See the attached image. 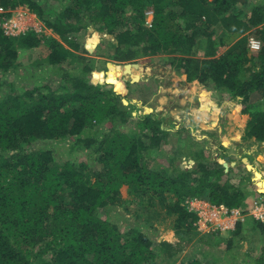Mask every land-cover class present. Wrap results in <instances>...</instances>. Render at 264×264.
I'll return each mask as SVG.
<instances>
[{
    "label": "trees",
    "instance_id": "trees-1",
    "mask_svg": "<svg viewBox=\"0 0 264 264\" xmlns=\"http://www.w3.org/2000/svg\"><path fill=\"white\" fill-rule=\"evenodd\" d=\"M19 5L62 40L34 29L8 35L0 25V76L17 70L25 49L29 63L51 66L61 81L18 89L0 77V264H264V221L250 216L227 233H202L198 215L185 204L198 196L246 210L255 196L249 198L244 186L252 181L251 170H226L218 159L202 158L203 150L182 144L172 150L184 138L172 115L141 111L118 89L124 85L116 74L108 77L116 62L174 54L179 73L205 84L197 99L201 109L212 110L227 97L224 108L232 106L239 97L236 107L244 115L230 116L241 126L247 115L243 137L264 142V0H0V10ZM4 14L11 11L0 12V19ZM83 30L89 40L78 38ZM250 36L260 40L258 49ZM105 37L110 60L94 65L87 54ZM221 45L228 47L219 54ZM40 46L47 51L34 57ZM214 92L219 96L213 102ZM215 111L225 135L224 109ZM65 138L75 154L64 160L41 145ZM185 156H193L196 165L178 164ZM124 185L142 209L125 226L112 214L124 203ZM145 191L147 205L138 197ZM155 200L176 215L174 231L161 239L138 222L154 223L144 213ZM243 240L249 241L246 250L240 248ZM202 242L222 248L223 256L209 258L202 247L206 257H200L196 248Z\"/></svg>",
    "mask_w": 264,
    "mask_h": 264
},
{
    "label": "rangeland",
    "instance_id": "rangeland-1",
    "mask_svg": "<svg viewBox=\"0 0 264 264\" xmlns=\"http://www.w3.org/2000/svg\"><path fill=\"white\" fill-rule=\"evenodd\" d=\"M23 9L26 10V18L27 20L34 21L38 24V27L43 28L42 31L44 34L52 35L57 37L59 40H62L60 35L54 32L51 28L44 25V22L37 16V14L30 10V8L26 5H19L16 8L11 10H0V12L12 11ZM29 9V10H28ZM6 14L1 16V19ZM36 30V29H35ZM38 31V30H37ZM87 30H83L78 34V38L80 40H89L87 35ZM235 38H231V42ZM109 38H101L99 42H97L98 48L95 49L92 53H88L87 55L91 57V62L94 65L103 66L106 64L107 60H110L107 55L110 51L111 47L109 46ZM101 44V46L99 45ZM228 45H221L219 47L218 53H222L226 50ZM21 51V64L18 66L17 70L9 71L5 75H1V79L13 81L18 89L22 87H30L35 82L42 80V82H49L51 80L57 81L58 83L61 81L59 76L52 75V68L47 64H36L33 65L32 60L28 61L29 54L25 49H20ZM46 47L40 46L35 49L34 57L36 54H44L46 52ZM174 55V54H172ZM170 53H158L152 54L144 57H140L135 61H125V62H116L117 66L110 70L109 79L113 78L116 74L117 78L124 85L121 88H118L120 91L124 92V94H128V96L137 101L141 106V111L144 108H148L149 110L155 109L157 110V105H164L163 112L168 110L172 118L177 122L178 127H182L184 138L179 137V140L174 141V148L172 150H177L178 144H182L185 150H189L192 152H196L197 150H203L200 156L202 158H206L207 156L211 158H216L219 161L223 162L221 159H224V155L227 150H264V142L255 141L254 138H245L243 137L244 127L246 125V121L242 122L241 126L237 125V122L234 120V116H230L233 114V110L236 107V103L240 100V98H236L237 100L233 103L232 106H225V102L230 99L227 97L223 99L221 102L217 100L219 94L214 92L211 94V98L216 99L214 102V106L212 110H203L198 106V94L205 88V84L200 82L199 80H195V88L191 90L188 87L191 82L194 80H188L187 75L185 73H179L174 65L173 59ZM128 62V63H127ZM138 63L135 69L128 70L130 64ZM67 63L65 62L64 65ZM76 65L77 63L74 62ZM73 65V64H72ZM120 68V69H119ZM117 69L115 72L114 70ZM119 69V70H118ZM114 73V75L112 74ZM134 75H138V78H134ZM186 76V77H185ZM148 77H151L147 79ZM145 79V80H144ZM176 85V86H175ZM163 86V87H162ZM21 87V88H20ZM117 88V85H116ZM137 95V96H136ZM165 95V96H163ZM163 96V99H161ZM259 97L258 94H254L252 99L257 100ZM143 99V100H142ZM125 103H129V99L126 98ZM264 105V103L262 104ZM216 109H224V123H223V132L225 135L219 132L218 127L221 121V116H218L220 113L215 111ZM204 112L209 113L210 115H203ZM215 114L214 116H211ZM216 116V117H215ZM242 115L237 117L239 119ZM246 118V115L244 116ZM247 120V118H246ZM196 124V128L193 130L191 126ZM238 132V133H237ZM242 135H241V134ZM238 134V135H237ZM70 138L68 139H53L48 142H43L41 145L46 147H51L54 149L56 159L64 160L68 157H71L75 154V152L70 155L68 151L67 145L69 144ZM170 154L171 150L168 151ZM221 155V156H220ZM159 155V161H165ZM229 161V160H228ZM177 163L182 167H190L195 163V158L192 156H185L182 159L177 160ZM97 165V162L92 161V166ZM229 165L230 164L229 161ZM252 167L251 164H249ZM251 170V169H250ZM259 172L260 176L256 175ZM251 182L244 185L245 189L249 192V198L256 195L255 193L258 190L262 189L264 191V173L257 169L253 168L251 170ZM262 182V183H261ZM124 203L118 204V206L113 211V217L121 223V225L125 226V224L131 222L135 219L134 210L142 211L141 207L136 205L133 202L134 193L130 192L127 185L122 186L121 188ZM139 194V202L140 204L147 205L150 201L149 192H140ZM252 203V199L248 201L247 205ZM149 212L144 213V215H150L151 220L154 222L153 224L141 222L143 225V229L146 231H150L154 238L161 239L168 234H171L174 231V214H168L166 211V206L164 203L159 200L153 201L149 206ZM247 226V225H246ZM201 232V231H200ZM227 233V232H225ZM199 248H196L197 254L205 258L206 256L203 253V248L208 250L207 254L209 258H218V256H223L222 248L217 246L205 245L204 242L197 243ZM209 246V247H208ZM203 247V248H202ZM249 247V241L243 240L241 249L246 250ZM192 250L190 247L186 248L185 251L188 252ZM184 251V252H185Z\"/></svg>",
    "mask_w": 264,
    "mask_h": 264
},
{
    "label": "built area",
    "instance_id": "built-area-1",
    "mask_svg": "<svg viewBox=\"0 0 264 264\" xmlns=\"http://www.w3.org/2000/svg\"><path fill=\"white\" fill-rule=\"evenodd\" d=\"M26 13L27 11L23 9L13 10L11 14L0 19V25L4 33L16 35L30 29L42 31L43 28L38 27V24L34 21L27 20ZM147 15V23L152 25L153 12L148 11ZM249 41L253 49L260 47V40L256 37L250 36ZM185 204L189 210L196 212L198 215L195 224L202 233L228 232L234 229L239 221H246L250 216L264 221V191L262 190L256 193L252 203L246 210L239 206H229L225 202H211L198 196L188 197Z\"/></svg>",
    "mask_w": 264,
    "mask_h": 264
},
{
    "label": "crops",
    "instance_id": "crops-1",
    "mask_svg": "<svg viewBox=\"0 0 264 264\" xmlns=\"http://www.w3.org/2000/svg\"><path fill=\"white\" fill-rule=\"evenodd\" d=\"M149 78H151V77H148L147 79H149ZM194 83H195V80L193 82H191V84L188 85V87H190L189 88L190 90L192 88L196 87V85ZM163 96H165V95H163ZM163 96H161L162 97L161 99H163ZM235 105H237V103ZM156 109L163 112L164 105H157ZM234 112H235V115H238V116L242 115V113L240 111H238L237 107L234 108L233 113ZM163 113L171 114L168 112V110L166 112H163ZM235 115H234V117H235ZM246 118H247V115H246ZM246 118H245V121H247ZM226 156H229V158H230L229 161H230V164L232 166L238 167V166L244 165L247 169H251V170L255 167L264 173V150H246V149H243V150H227L224 157L226 158ZM232 161H235V164H233ZM249 164H251L252 167H250ZM261 190L259 189L258 191H261ZM248 191L250 192V190H248Z\"/></svg>",
    "mask_w": 264,
    "mask_h": 264
},
{
    "label": "water",
    "instance_id": "water-1",
    "mask_svg": "<svg viewBox=\"0 0 264 264\" xmlns=\"http://www.w3.org/2000/svg\"><path fill=\"white\" fill-rule=\"evenodd\" d=\"M124 101L127 102V101H126V98L124 99ZM226 158H227V160L230 159L229 156H226ZM232 163L235 164V161H232ZM223 164H224L226 170H228L229 167H230V165H227L226 162H224V161H223ZM183 167H184V166H183ZM258 173H259V172H257L256 175H258Z\"/></svg>",
    "mask_w": 264,
    "mask_h": 264
},
{
    "label": "bare ground",
    "instance_id": "bare-ground-1",
    "mask_svg": "<svg viewBox=\"0 0 264 264\" xmlns=\"http://www.w3.org/2000/svg\"><path fill=\"white\" fill-rule=\"evenodd\" d=\"M223 119V118H222Z\"/></svg>",
    "mask_w": 264,
    "mask_h": 264
}]
</instances>
